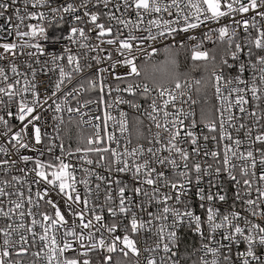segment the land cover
<instances>
[{
    "label": "snow or ice",
    "instance_id": "6c2138e0",
    "mask_svg": "<svg viewBox=\"0 0 264 264\" xmlns=\"http://www.w3.org/2000/svg\"><path fill=\"white\" fill-rule=\"evenodd\" d=\"M100 4L109 10L103 13L91 10L90 5L94 8ZM111 5L112 0H95L94 4L92 0H79V3L69 2V0H63L62 3H58L57 0H0V19H3L7 25L4 39L8 40L14 35L19 40V43L16 40L0 43V49L3 50L0 53V60H8V56L4 54L15 53L17 48L21 49V55L24 54V48L35 49V52H27L28 57L49 56L53 69L59 68V79L52 84L51 92V97H56L64 86L65 80L70 82L73 79V73L80 74L84 71L81 58L82 56L87 57V52L82 55L74 54L68 44L62 43L63 41L92 52L105 51L100 47L102 44L116 45V52L123 57L109 65L112 70L109 74L118 82L116 86L104 83L102 74L108 69L97 68L95 75L100 79L101 95L95 101L90 100L85 104H80L78 108L74 109L69 106L67 111L79 113L80 108L85 107L88 103H97L106 109L119 105H129L133 109H140L142 105L134 98L139 95L147 100L152 89L147 83L128 82L129 77L135 78L142 75L141 68L135 62L133 48L143 51L142 45L146 41L155 42L158 37L163 40L167 36L174 38V34L189 33L202 25L207 26L209 22L218 23L221 18L238 13L242 19H233L234 23L242 26L245 32L250 27L256 30V37L249 42L254 45L255 52L251 46L236 42L234 40L236 30L233 29L230 32L229 26L225 25L210 30L218 33L220 41L227 40L228 43L225 54L219 60V71H217L215 63L216 56H210L209 52L201 51L200 44L193 46L191 59L205 62L211 59L213 62L211 75L215 80V99L220 105L215 109L220 113L221 118L219 140H225L226 122L228 127H234L233 122L251 119L254 121L253 127L240 123L236 131L244 130L245 140H249L251 144L259 147L253 149L249 145L246 151H239L244 141L227 135L231 146L225 145L224 147L222 168L218 166L213 170L212 164L202 166L200 162L192 160L193 156L200 154L198 138L190 130L195 128L196 122L193 120L188 126L189 130H185V120L181 117L187 118L189 114L183 108H176L177 96L184 95L183 86L179 79H176L175 90H170L163 83H154V90L158 92L162 103L158 104L157 99L153 98L149 105L151 110L147 113L148 119L155 124L156 128L163 129V132L167 133L166 142L157 132L153 139L147 141L151 146L146 150L139 144L130 151L126 145L123 152L105 146V141L109 144L118 143L115 135L109 134L107 130L109 122H113L114 125L118 123L121 134L128 131L125 112H120L117 121L115 116L105 111L103 129L99 123L92 125L95 131L86 137V147L77 146L73 152L70 147L66 150L62 142L59 146L61 156L55 158L59 161L57 165L44 163L39 157H36L32 168H18L20 163L26 166L30 161H33V157L21 154V149L34 150L39 152L40 156L44 155L42 150L34 147L43 144L44 134L36 123L40 120V116L34 114L37 107L41 105L37 91L38 86L35 83L36 70L31 63L26 65L28 69H31L32 80L29 81L27 75H24L21 86L19 77L23 74L15 63L9 62L8 70L16 79L10 80L8 71L4 67H0V85H2L0 86V97H7V102L0 99V108L9 117V119H5L4 116H0V125H3L0 137H3L5 142L11 145L18 158L12 159L9 149L0 145V152L8 157L0 160V171L5 176L9 174V168H16L23 173L24 177H27L30 172L34 173L30 184L37 185L36 199L50 205L54 210V215H49L46 211L41 212L39 215L42 219L37 220L32 211L34 201L31 192H29L27 215L33 217L31 225L26 226L21 222L14 227L12 223H9L7 228H0V236H3V243L0 245V264H22L19 257L24 256L31 248L37 247V233L33 226L38 224L43 231L38 236L41 242L40 247L31 253L36 258L33 264H37L40 260L46 261V264H113L112 254L117 251L122 253L125 258L129 254L137 257L134 264H141L139 260L141 249L137 245L136 237L144 232L150 233L155 238L154 246L150 245L144 249L149 253L146 264H157L154 253H163L159 257V264H264V131L255 135L254 140L251 135L255 124L264 119V108H261V103H264V25L257 27L255 19L258 16L261 21H264V0H246V2L245 0H230V2L229 0H170V2H165V0H119V3L115 5V11L111 10ZM121 5L125 12L134 10L135 21L116 15V12L120 11ZM81 9L83 10L82 15L78 14ZM173 12L175 19L162 20L159 18L161 13H167L169 17H172ZM249 12L253 13L251 23L249 19L244 18V14ZM101 16L106 17L110 23H101ZM145 16H155L156 18L149 19V27L143 29L148 33L146 36H137L134 33L142 31L140 25L143 24ZM26 21L29 22L25 23ZM31 21H36V23H31ZM113 21L116 25L122 26V28L116 27L115 36H113V24L111 23ZM153 28L157 29L155 34L152 31ZM123 29H128L127 36H124ZM49 32L54 34L50 36ZM92 33H95L94 37ZM204 37L211 39L209 32H205ZM245 38L247 39V37ZM188 39L195 40L196 37L189 35ZM92 40L99 41V43L92 45L89 43ZM41 41L44 42L43 45ZM49 45L58 47L60 51L48 53L47 46ZM180 46L183 47V43ZM245 47L248 48L247 52L244 51ZM156 51L157 49L153 47L152 52L147 55L150 56ZM241 56L247 59H241ZM253 56H255L254 62ZM64 59L67 60V66L71 68V71H66L64 66L59 65L58 62ZM91 59L96 62V65H100L103 60H112V55L111 53L105 57L97 55ZM35 63L40 64V60L36 59ZM171 63L175 65L174 60ZM117 65L125 66L127 72L124 75L116 74ZM87 67L91 68L92 65L89 64ZM43 71L47 74L48 70L45 68ZM248 71L251 74L246 78L245 73ZM121 83H125L126 86L120 87ZM199 83L197 81V84ZM87 86L89 90H95L96 80L88 79ZM105 87L109 93H117L114 101L105 99L103 95ZM82 91H85L83 83L79 88H73L71 92H66L60 103L53 100L55 111L62 112L64 110L62 106L68 103V97L76 99ZM29 92L32 96L30 104L24 99V95ZM121 92L133 99L122 97L119 95ZM48 98H45L44 103ZM13 105L16 109L15 112L11 110ZM169 106L173 111H168ZM256 109H260V111L258 112ZM235 110H238L241 115H235ZM160 113H163L162 117ZM13 117L20 123L19 130H13L16 127L10 123ZM53 119H57V117H53ZM161 119L163 123H161ZM95 120L99 121L100 117L96 116ZM87 123L91 124V119ZM29 126H31L30 133ZM205 127L209 132L216 131L214 123H207ZM57 132H59V128H57ZM182 134L188 138L187 142L192 145L191 152L179 146V138ZM208 138L205 136V141ZM212 139L216 140V136H212ZM54 147L55 145L48 144L47 151L52 153ZM65 152L68 156L83 152L85 154L84 162L88 165L93 164V161L86 158L87 154L98 153L97 167L103 166L106 159L105 154L110 153V163L105 171L131 173L132 187L129 188L127 184L121 186V181L116 180L117 204L112 195L110 177L106 178L84 169L89 175L94 174L97 181L108 180L103 197L104 203L96 204L90 211L91 189L87 187L88 180L80 181L85 184V195L82 199L76 189L75 176L69 172L73 165L63 161L62 157ZM163 153H167V155H163ZM204 155L208 156L209 152L205 151ZM257 155L260 166L258 176L256 172ZM210 156L216 160L218 152L211 151ZM142 157L144 158L143 162H138ZM231 157H236L244 162L239 167V179L232 171L237 165L232 163ZM216 162L219 164L218 160ZM222 171L227 174L229 180L235 182L233 187L237 188L232 205H229V209L223 213L215 207V203L217 201L227 202L226 193L221 194L224 193V189L217 187L212 179L208 181L207 192L201 186L204 177L219 178ZM41 182L51 185L53 190L58 186L59 194L64 196L65 209L73 217L71 226H68V221L59 205L50 198L49 190L47 188L43 192L39 190ZM254 183L258 185L255 199L251 195ZM0 184L3 185L0 186V198L8 199V203L12 205L8 211L0 214L11 220L10 213L14 215L18 213L22 220L25 216L22 211L24 193L6 189L15 188L16 184L22 185L24 180L19 176L12 175L11 181L5 179L0 181ZM241 184L243 185L242 191L239 187ZM193 185L195 186L194 195L201 209L200 214L196 213L194 202L191 199ZM100 188L101 184L97 183V200H99ZM213 188L217 189L215 193L212 191ZM11 197H16V199H10ZM2 202L0 201V203ZM237 203L240 204V211L236 210ZM74 205L78 208H74ZM35 206L40 207L39 203H36ZM96 207L100 208V214L96 212ZM105 208L108 217L111 218L108 222L105 221L102 214ZM150 208L153 210L150 211ZM134 209H139L140 213L145 214L147 218L138 217ZM86 217H88L87 221ZM76 228L81 231L77 232ZM93 228L96 232L101 233L99 238H96L95 232L92 231ZM20 229H24V233L33 237L31 242L27 235L19 231ZM84 230H88L87 233ZM13 233L19 235V241L12 239ZM104 233H107V236ZM117 233L122 234L118 235ZM17 244H19V248L14 252L13 249ZM68 253H72V255H68ZM97 253L99 254L98 258L94 261L93 256ZM13 255L18 258L11 259ZM115 264H121V261L117 259Z\"/></svg>",
    "mask_w": 264,
    "mask_h": 264
},
{
    "label": "built area",
    "instance_id": "2783aa9c",
    "mask_svg": "<svg viewBox=\"0 0 264 264\" xmlns=\"http://www.w3.org/2000/svg\"><path fill=\"white\" fill-rule=\"evenodd\" d=\"M58 3H62L63 0H57ZM69 2H76L79 3V0H69ZM165 2H170V0H165ZM230 2V0H229ZM246 2V0H245ZM92 3H95V0H92ZM119 3V0H112V5H111V10L115 11V5ZM90 8L92 11H99L100 13H103L105 11H108L109 9H105L103 7L102 4L98 5L97 7H92L90 5ZM83 10L81 9L79 11L78 14L82 15ZM117 16H123V18L125 19H132V20H136L135 17V13L134 10L125 12L123 9V5H121L120 11L116 12ZM252 17H253V13L249 12L247 14H244V18L249 19V22L251 23L252 21ZM152 18H156L155 16H145L144 17V22L143 24L140 25L141 28V32H135L134 34L137 36L140 35H144L146 36L148 33L146 31H143V29H146L149 27L148 24V20L152 19ZM160 19H175V14L173 12V16L169 17L167 13H161L160 14ZM233 19L235 20H241L242 17L240 14L236 13V14H232V16L230 17H223L220 19V21L218 23H213V22H209L207 26L202 25L200 28L192 30L189 33H180L179 35H175L174 34V38L173 36H167L166 39L161 40V38H157V41L155 42H150V41H146L143 43L142 48L143 51H137L135 48H133V55L136 57L135 62L137 63V65H139V63L141 61H148V60H155L160 51L163 48L166 47H172V48H176V49H186L187 51H189L190 53L192 52V48L195 44H200L201 51H207L209 52V50L214 47L215 44L217 43H223L226 45V47L228 48V43L227 40L225 41H220L218 39V33L214 32V31H210L211 29H216L218 27L221 26H229L230 32L231 30L235 29L236 30V35L234 37V40L236 42L241 43L242 45H248L251 46L253 48V51L255 52V48L254 45H251L249 42L251 39H254L257 35L256 30L254 28H249L247 30V32H245L244 28L240 25H237L236 23L233 22ZM256 22H257V27H260L261 25H264V21H261L260 18L257 16L255 17ZM29 21H26L25 23H28ZM101 23H105L108 24L110 23L106 17L101 16ZM31 23H36V21H31ZM113 24V36L116 35V27H121L122 26H118L115 24V22H111ZM90 27V25H89ZM0 43L3 42H12L13 40H16L17 43H19V40L13 35L12 37H9L8 40H5L4 37L6 35V29H7V25L5 24L3 19H0ZM23 30H27V29H23ZM153 33L155 34V32L157 31V29L153 28L152 29ZM205 32H209L211 35V39H206L204 37V33ZM54 33L49 32V35H53ZM123 34L124 36H127L128 34V29H123ZM93 37L95 36V33H92ZM189 35H193L196 37L195 40H189L188 36ZM247 37V39L245 38ZM62 43L64 44H68V46L72 49L73 53H80L81 55L84 52H87V57H83L81 58V64L82 66H84V71L80 74H75L73 73V79L69 82L67 80H65V84L64 86H62L60 92L57 93L56 97H51V92H52V84H54V82L59 79V68H55V70L53 69V64L51 62V59L49 56H33V57H28L27 56V52L32 51L35 52V49H28V48H24L23 49V55H21V49L17 48V50L15 51V53L12 54H4L8 56V60H0V67H4L6 71H8L9 73V77L10 80H14L16 79L15 77L12 76L11 72L8 70V64L9 62L11 63H15L18 67V70L23 74L19 77V79L21 80V86L23 85V80H24V75H27L29 81L32 80V76H31V69H28L26 67L27 64L31 63L33 68H35L36 70V77H35V83L37 84V91L39 93V98L41 100V105L37 107L36 113L34 114H39L40 116V120L36 123H38V125L41 127L42 130V134L43 135V144L41 145H35L34 147L37 149H40L44 152L43 156H40V153L37 151H29L28 149H21L20 153L23 155H28L30 157H33V161H30L26 166L23 163L18 164V168L19 167H27V168H32L34 166V159L36 157H39L42 162L44 163H52L54 165H57L59 163V161H57L55 158L58 156H61V152H60V144L63 142L65 149L67 150L69 147L73 150V152H75V149L77 146L80 147H86V137H88L89 135H91L95 129L93 128V124L99 123L101 126V129H103L104 125H103V117H104V112L108 111L111 115L115 116L117 118V121L119 120V114L121 111L126 113V118L128 121V131L125 132L124 134H121L119 132V124L115 123V125L113 124V122H109L108 125V132L109 134H114L118 143L117 142H112V143H108L107 141H105V146L111 147V148H116L119 152H123L125 150V146L127 145L128 150L130 151L133 147H136L138 144L144 146L145 150L147 149V147L151 146L148 145L147 141L149 139H153L156 135L157 132L160 133L161 137L163 138V140L166 142L167 140V133L163 132V129H157L155 124L150 121L148 119L147 113L151 110L149 108V105L152 102L153 98L157 99V103L161 104L162 103V99L159 98V94L158 92H156L154 90V88L150 87V89H152V91L150 92V95L148 96V99L145 100L143 97L137 95L134 99L140 103L142 105V107L140 109H133L131 108L129 105H119V106H114L111 109H106L103 106H99L97 103H88L86 104L85 107L80 108L79 113L77 112H72L69 113L67 111V108L70 106L72 108H78L80 106V104H85L86 101H95L98 99V97L101 95L100 92V79L99 77H97L95 75L97 68L102 67V68H106L108 69L107 72L103 73L102 75L104 76V83L107 84H111L113 87L116 86V84L118 83L117 81H115L112 76L109 74L111 73V68H109V65L117 60V59H123V57H121L119 55L118 52H116V45H107V44H102L100 45L101 48L105 49V51L103 52H92V51H88L86 49H80L78 45H71L70 43H68L67 41H63ZM92 45H95L97 43H99V41L96 40H92L89 42ZM136 43V42H134ZM181 43H183V47H181ZM41 44L43 45L44 42L41 41ZM151 45V46H149ZM155 47L157 49V51L148 56V53L152 52V48ZM235 48V43L233 44V50ZM248 48L245 47L244 51L247 52ZM60 49L58 47H53L51 45L47 46V52L48 53H52V52H59ZM3 50L0 49V53H2ZM109 53H111L112 55V60H103L102 63L100 65H96V62L94 60L91 59V57L93 56H97L99 55L100 57H105L107 56ZM36 59L40 60V64H36L35 61ZM241 59L246 60L247 58L244 56H241ZM255 60V56H253V62ZM229 62H231V60L229 59ZM59 65L64 66L66 71H71V68H69L67 66V60H61L58 62ZM91 64L92 67L89 68L87 67V65ZM47 69V74H45V72L43 71V69ZM234 71V70H233ZM116 74L119 75H124L127 72V68L123 65H117V68L115 69ZM251 74L250 71L245 73V77L247 78L249 75ZM88 79H95L96 83H97V87L95 90H89L88 86H87V80ZM137 77L132 78L129 77L128 78V82H138L136 81ZM83 83L85 91H82L80 93V95L76 98L73 99L71 96L68 97V103L64 104L63 107V111L57 113L55 111V104L53 103V100H55L57 103H60L61 100L64 99V94L66 92H71L73 88H79V86ZM140 83V82H139ZM143 84V83H141ZM214 84H215V80L213 77H211V86H212V100H213V105H214V115L215 118L213 121H201L199 119V113H198V103H197V99L195 97V89L197 87V82L193 79H189L186 80L184 82L181 83V85L183 86L182 90L184 92L183 96H177V103H176V108H183L184 111L186 113H188L189 115L187 116V118L181 117V119L185 120V130H189L188 126L191 125L192 121L195 120L196 122V126L195 128L190 129L191 131L194 132V134H196L197 138H198V144L200 146V154L199 156H193L192 160L196 161V162H200L202 164V166H206L207 164H212L213 165V170L215 169V167H221L222 168V162H223V156H224V147L225 145H230L231 146V142L227 139V135H231L234 139L235 138H239L242 141H244V143L241 145V148L239 149V151H246L249 147V145L252 146L253 149L259 147L258 145H254L251 144V141L249 140H245L244 137V130H240L239 132L236 131V129L239 127L240 123H244L246 124L248 127H253L254 121L251 119H243L240 121H236L233 122L234 123V127H228V123H225V133H226V137L224 141H220L219 140V135H220V122H221V118H220V113L215 111V109L217 107H219V102L215 99V88H214ZM2 86V85H0ZM126 86L125 83H121L120 87H124ZM166 87H168L170 90H175V84H171V85H165ZM139 91V90H138ZM105 99H112L113 101L115 100V97L117 96L116 92H111L109 93L107 87H105L104 89V93H103ZM119 95H121L122 97H126L128 99H133L132 97H128L126 93H119ZM225 95H227V92H225ZM50 97V98H48ZM45 98L47 99V102L44 103ZM249 99L251 98L250 96L248 97ZM0 99H2L3 101L7 102V97H0ZM18 99V98H15ZM24 99L27 100L29 102V104L31 103L32 100V96H31V92L27 93L24 95ZM193 101H195V103H193ZM261 108H264V103H261ZM11 110L13 112H15V106L13 105L11 107ZM251 110V109H250ZM258 112L260 111V109H256ZM168 111H173L172 107L169 106ZM235 115L240 116L241 114L238 112V110H235ZM245 116L247 115L246 113L244 114ZM0 116H4L5 119H9V117L7 116L6 112L0 108ZM99 116L100 120L97 121L95 120V117ZM160 116H163V113H160ZM53 117H57V119H53ZM91 119L92 123H87V121H89ZM11 124L15 125L16 127L13 129L14 131L19 130L20 127V123L18 121H16L14 119V117L11 119L10 121ZM161 123H163V120L161 119ZM207 123H214L216 125V131L215 132H209L208 128L205 127V124ZM57 128H59V132H57ZM3 130V125H0V131ZM29 133L31 131V126H29L28 129ZM264 131V119L260 120L258 123L255 124V127L253 128V131L251 133L252 135V139L254 140L255 135H257L259 132ZM57 136L59 137L57 139ZM208 136V140L205 141L204 137ZM212 136H216V140L212 139ZM180 140V144L179 146L187 149L189 152H191L192 149V145L187 142L188 138H186L185 136H183V134L180 136L179 138ZM128 141H131V143H128ZM53 144L55 145L53 152L49 153L47 151V145L48 144ZM0 145H3L4 147H7L9 149V152L12 153L11 158L12 159H17L18 157L15 155V150H13L11 148V145L6 143L3 137H0ZM158 147V145H157ZM234 147V146H232ZM208 151L209 155L205 156L204 152ZM211 151H217L218 152V157L216 158V160L219 161V164L216 162V160H213V158L210 156ZM147 152H146V156H147ZM163 155H167V153H163ZM254 155H256V153L254 152ZM98 153H94V152H90L87 154V159H91L93 161V164L88 165L84 162V157L85 154L83 152L80 153H75L73 156H68L67 152L64 153L63 155V161L64 163H68L73 165L72 168L69 169V172H71L76 179V189L77 192H79L81 198L83 199L84 195H85V184L81 183L80 181L83 179H87L88 180V185L87 187L91 189V196H89V200H90V204H89V210L91 211V209L96 205V204H103L104 203V195H105V188L108 186V180L106 179L103 182L97 181L95 175H89L88 173H86L84 171V169H88L91 173H98L101 176L104 177H110L111 179V188H112V195L114 197L115 203L118 204V196H117V185H116V180H120L121 181V186L127 184L129 186V188L132 187L133 185V181L131 179V173H118L116 171H105V169L108 167L109 163H110V153L109 154H105L106 159L103 162V166L101 167H97V160H98ZM8 157H5L4 153L0 152V160L3 159H7ZM143 157L139 158L138 162H143ZM231 161L233 164H236L237 167L234 168L232 171L234 174L237 175V178L239 179V167L243 165V161H240L239 159H237L236 157H231ZM191 164V161H190ZM259 170H260V166H259V157L257 155V176L259 175ZM12 175H16L19 176L21 179L24 180V184H16L15 188H8L6 189L7 191H22L24 193V197H23V201H24V207L22 208V211H24L25 216L23 217V219L21 220L17 214H12L10 213V215H12V219L8 220L6 219L2 214H0V228H7V225L9 223H12L13 226L15 227L17 224L23 222L26 226L31 225V220L33 217H29L27 215L28 212V205H27V198L29 195V192H31L32 194V198L34 201L33 207H32V211L34 213V216L37 220H41L42 217L39 215V213L41 212H48L49 215H54V210L51 208L50 205H47L44 203V201H37L35 193L38 190L37 189V185L36 184H30V181L32 180V178L34 177V173H29V175L27 177H24L23 173L19 172L16 168H9V174L7 176L4 175V173L2 171H0V181L7 179L8 181H11V176ZM209 179H212L213 182L217 185V187H222L224 189V193L221 194H225L228 197L227 202H219L217 201L215 203V207L218 208L220 210L221 213H223L225 210L229 209V205H232L233 202V198L235 196V193L237 191V188L233 187L234 185V181H231L228 179L227 174L224 173L223 171L221 172V175L219 178L216 177H204L203 182H202V187L205 189V192L208 191L209 188ZM14 183V182H13ZM97 183L101 184V188L99 190V200H97V189H96V185ZM0 186H3L2 184H0ZM257 184L254 183L253 184V188H252V198L255 199L256 198V188H257ZM147 187V186H144ZM240 190H243V185L241 184L240 186ZM45 188H47L50 192V198L59 205L62 213L65 215L67 221H68V226H71L73 223V217L71 215H69V213L67 212V210L65 209V203H64V196L62 194H59V188L58 186L53 190L51 185H46L43 182H41L40 186H39V190L41 192H43L45 190ZM213 193H215L217 191L216 188L212 189ZM191 199L194 202V207L196 210L197 214L201 213V209L199 208V202L196 200V197L194 195L195 193V186L193 185L191 188ZM127 194H132V193H127ZM243 194V192H242ZM75 195V194H74ZM10 199H16V197H11ZM141 199H143V197H141ZM0 201H3L2 203H0V213L2 212H6L8 211V209L10 207H12V205H10L8 203V199L6 198H0ZM36 203H39L40 207L37 208L35 206ZM74 208H78V206H73ZM237 211H240V204L237 203V205L235 206ZM96 212L98 214L101 213V210L99 207H96ZM150 211L153 210L152 208L149 209ZM134 211L137 213L138 217H143V218H147L145 214L140 213L139 209H134ZM105 217V221L108 222L110 221V217H108L106 208L104 209L103 213H102ZM88 217H86V221H87ZM78 223V221H77ZM93 223L95 224V221H93ZM34 227V231L37 233V237H36V244L37 247L36 248H31L30 251L28 253H26L24 256L19 257V259L22 261V264H33L34 261H36V258L33 257L31 255L32 252L37 251L38 248L41 245V242L39 241V234L42 233V228L38 225L33 226ZM77 232L81 231V229L76 228L75 229ZM21 233H24V229H20L19 230ZM88 230H84L85 233H87ZM93 232H95L96 238H99L100 236V232H96L95 228L92 229ZM25 235H27V238L29 240V242L32 241L33 237L30 234L24 233ZM118 235L122 234V233H117ZM105 236H107V233H104ZM13 240L19 241V235L17 233H13L12 236ZM72 239V238H69ZM137 240V245L138 247L141 249V255L139 257V260L141 261V264H146V259L149 255L148 252H145L144 249L148 246H154V240L155 238L152 237V235L150 233L144 232L141 233L140 235H138L136 237ZM109 243L111 241H108ZM3 243V236H0V245H2ZM87 243V241H86ZM19 248V244L16 245V248L13 249V251L15 252L16 250H18ZM241 248H243V245H241ZM68 255H72V253H68ZM98 253L96 255L93 256V260L95 261L98 258ZM116 255H121L123 256L122 253H120L119 251H117L116 253L112 254V257L116 256ZM157 260V264H159V257L160 255H163V253H159V254H153ZM18 257H16L15 255H13V257H11V259L15 260ZM130 261L131 264H134V262L138 259L137 257H133L131 256V254H129V256L127 257ZM37 264H46V261L44 260H40L39 262H37ZM114 264V263H113Z\"/></svg>",
    "mask_w": 264,
    "mask_h": 264
},
{
    "label": "trees",
    "instance_id": "16d2710c",
    "mask_svg": "<svg viewBox=\"0 0 264 264\" xmlns=\"http://www.w3.org/2000/svg\"><path fill=\"white\" fill-rule=\"evenodd\" d=\"M226 49L225 44L217 43L209 50L210 56H216L217 71H219L220 57L225 54ZM173 60L175 65L171 63ZM138 66L141 68L142 75L137 77L136 81L147 83L152 88H154V83L156 82L164 85L175 84L176 79H179L180 83L189 79H193L196 82L199 81L200 83L197 84L195 89L199 119L202 118V115H207L211 107L213 108L211 86L213 62L211 59L207 62L193 61L191 53L186 49L166 47L160 51L155 60L141 61ZM149 69H153V73L148 74L147 71ZM213 114L212 110V117ZM117 259L121 261V264H131L128 259L120 255L114 256V264Z\"/></svg>",
    "mask_w": 264,
    "mask_h": 264
},
{
    "label": "rangeland",
    "instance_id": "374dc122",
    "mask_svg": "<svg viewBox=\"0 0 264 264\" xmlns=\"http://www.w3.org/2000/svg\"><path fill=\"white\" fill-rule=\"evenodd\" d=\"M148 74L150 73H153V69H149L148 71ZM212 110H213V113H214V105H213V108L211 107L208 111V114L207 115H202V118L200 119L201 121H213L214 118H215V115L213 114V117H212ZM121 256V255H120ZM124 257V256H123ZM114 258V257H113ZM125 258V257H124ZM125 259H128V258H125ZM129 260V259H128ZM130 261V260H129ZM131 262V261H130ZM114 263V261H113Z\"/></svg>",
    "mask_w": 264,
    "mask_h": 264
}]
</instances>
